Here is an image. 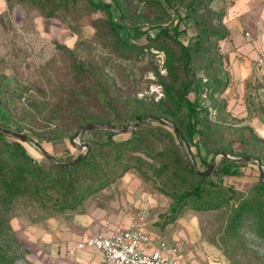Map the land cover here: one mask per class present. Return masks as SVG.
Listing matches in <instances>:
<instances>
[{"label": "rangeland", "instance_id": "1", "mask_svg": "<svg viewBox=\"0 0 264 264\" xmlns=\"http://www.w3.org/2000/svg\"><path fill=\"white\" fill-rule=\"evenodd\" d=\"M118 1L121 22L134 28L133 34L178 22L173 35L185 44H195L200 33L209 37L200 44L192 67L196 79H202L198 97L209 111L207 121L214 132L204 143L200 141V149L192 146L189 156L183 148L184 143L188 147L184 137L182 141L170 125L151 119L135 133L146 141L135 152L124 153L126 170L75 208L44 209L35 201L17 198L10 224L28 251L26 258L30 264H106L99 253L78 249L77 242L89 235L137 227L164 243L183 264H264V188L259 186L264 156L259 159L254 154V149L259 151V139H264V68L251 56L254 49L242 50L252 40L230 38L227 23L235 0ZM62 3L0 0V79L6 77L10 88L22 91L23 100L32 94L48 103L77 96L85 81L104 82L113 96L103 98L101 121L95 123L128 128L141 120H136L137 115L157 116L184 129L185 112L173 110L167 94L171 78L166 52L150 43L142 51L121 50L105 12L82 0L65 11L58 6ZM253 4L251 18L258 8L257 1ZM239 30L255 29L243 26ZM75 64L84 71L78 72ZM16 117L20 120L21 114L16 112ZM8 125L0 106V126ZM9 130L16 132L13 126ZM25 131L21 133L60 163L87 152L88 141L105 138L100 130L88 131L82 138L73 137L74 146L68 138L39 141ZM115 133L116 140L134 135ZM21 142L40 163H49L37 145ZM205 142L207 150L216 151L213 156L207 155ZM245 153L255 161L237 159L248 157ZM178 156L193 166L192 159L193 168L200 172L208 171L215 161L217 174L211 179L232 187L235 198L212 209L179 204L176 197L188 184L174 177ZM254 195L263 202L238 214L241 203ZM55 196L62 198L59 193ZM16 263L22 264V258Z\"/></svg>", "mask_w": 264, "mask_h": 264}, {"label": "trees", "instance_id": "2", "mask_svg": "<svg viewBox=\"0 0 264 264\" xmlns=\"http://www.w3.org/2000/svg\"><path fill=\"white\" fill-rule=\"evenodd\" d=\"M78 1L63 0L62 5L58 6L67 11L71 9V5L75 8ZM82 1L107 14L109 27L116 35L119 49L142 51L145 44L150 43L149 46L163 50L170 57L168 70L171 80L167 94L170 96L173 110L184 111L186 118L184 129L178 124L176 127L182 132L190 153L192 146L200 149V141L204 143L214 129L211 122L207 121L208 109L199 101V86L202 79H196L192 64L195 54L201 49L200 44L207 42L209 37L200 33L195 44H185L173 35L174 30L178 28V22L172 24V27L161 26L154 32L143 30L133 34L134 28L121 22L122 10L118 0ZM46 15L52 16V13L48 12ZM214 34L219 36L216 30ZM75 68L78 72L84 71L81 65L75 64ZM6 79V77L0 79V106L4 108L9 118V125L0 128L9 130L13 126L16 133L25 134H27L25 130H29V133L35 135L39 141L68 138L77 146L72 140L76 130L83 125L101 121L98 114L103 98L113 96L112 89L109 90L110 86L106 83L85 81L77 96L68 97L63 102L48 103L32 94L26 95L23 100L22 91L10 88ZM96 86L99 89H96ZM192 93L196 97H189ZM19 99L21 100L18 101ZM16 112L21 114L20 120L16 119ZM166 112L169 113V110H165V114ZM170 113L173 114V111ZM143 117L137 115L136 120ZM140 128L132 131V135L134 134L132 138L124 140L114 139L116 133L110 129L90 130L102 131L105 138L88 141L86 154L73 166H64L50 160L47 165H43L29 153L21 141L12 140L0 132V264H17L18 257L22 258V264H30L26 258L28 251L16 237L10 224L17 198L25 197L35 201L44 209L75 208L88 194L111 183L126 170L128 160L124 158V153L135 152L146 141L145 138H137L135 135ZM85 132L88 131H83L79 138H82ZM259 142L261 143L259 151L254 149V154L261 159L264 156V139H259ZM206 145L205 142L204 146ZM206 151L208 156H213L216 152L207 150V146ZM242 155L249 157L247 153ZM178 158L175 160L174 177L181 184H188V187L176 197L179 204H189L195 209H212L235 198L232 187L221 185L211 179L217 172L205 175L204 172L195 170L187 158L185 160L179 156ZM259 186L264 188V183L260 182ZM58 193L62 198L55 196ZM262 202L258 195L250 196L241 203L236 212L240 214L243 209L253 208Z\"/></svg>", "mask_w": 264, "mask_h": 264}, {"label": "built area", "instance_id": "3", "mask_svg": "<svg viewBox=\"0 0 264 264\" xmlns=\"http://www.w3.org/2000/svg\"><path fill=\"white\" fill-rule=\"evenodd\" d=\"M256 61L258 67L264 68V51ZM76 246L98 251L106 264H183L164 243L154 241L148 232L137 227L89 235Z\"/></svg>", "mask_w": 264, "mask_h": 264}, {"label": "crops", "instance_id": "4", "mask_svg": "<svg viewBox=\"0 0 264 264\" xmlns=\"http://www.w3.org/2000/svg\"><path fill=\"white\" fill-rule=\"evenodd\" d=\"M254 1L258 2V8L255 10V16L251 18L249 15L254 11ZM227 24L231 31L230 38L234 41L239 40L240 42H243V39L253 41V44L251 43L247 47L242 46V50L249 51L252 48L254 51L251 56L258 58L259 52L257 51L264 50V0H235L230 9ZM243 26H252L255 30L253 32L246 30L243 33L239 30V28H242ZM246 32H249L250 36H247ZM84 251H94L99 253L93 249H87Z\"/></svg>", "mask_w": 264, "mask_h": 264}, {"label": "water", "instance_id": "5", "mask_svg": "<svg viewBox=\"0 0 264 264\" xmlns=\"http://www.w3.org/2000/svg\"><path fill=\"white\" fill-rule=\"evenodd\" d=\"M151 119L159 121V122H165L168 125H170L175 130L176 134L180 137V139H182V141H183V136L180 133V131L178 130V128L176 127V125H174L173 123H169L166 120H164L163 118H160V117H157V116H147V117L141 119L140 121L134 123L132 126H130L128 128H120L118 126L107 124V123H90V124L83 125L80 128H78L76 130L75 134H74V139L79 138L80 134L83 131L98 130V129H110V130L117 131V132H132V131H134L138 127L142 126L143 124H145L146 122H148ZM0 132L4 133L6 135L13 136V137H15L16 139H18L20 141L30 142V143H33L34 145H37L28 135H24V134H21V133H16L14 131H11V130H8V129H3V128H0ZM37 147H39V146L37 145ZM86 148H87V146H86ZM183 148L185 149V151L190 156L189 148L186 146L185 143L183 144ZM39 149L42 151V153L51 162L59 163V164L64 165V166H73V165L77 164L83 158V156L86 154V152L81 153L77 158H75L73 161H71L69 163H60V162L56 161L48 153H46L44 150H42L40 147H39ZM222 155L224 157H230L227 153H222ZM237 159L242 160V161H255L254 157H245V158H237ZM191 161H192L193 166L196 169L195 163L193 162L192 159H191ZM257 162H258L259 165L262 166V161L261 160H257ZM215 167H216V162L213 161L211 166H210V168L208 169V171L204 172V174L205 175L211 174L213 172V170L215 169ZM262 181L264 183V172L262 173Z\"/></svg>", "mask_w": 264, "mask_h": 264}]
</instances>
